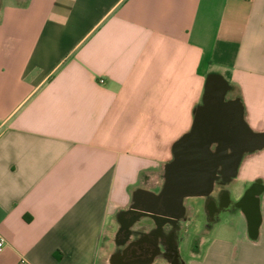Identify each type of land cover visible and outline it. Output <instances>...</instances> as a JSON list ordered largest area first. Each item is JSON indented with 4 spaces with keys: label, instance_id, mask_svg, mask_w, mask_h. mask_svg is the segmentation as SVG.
<instances>
[{
    "label": "crops",
    "instance_id": "0c3cea01",
    "mask_svg": "<svg viewBox=\"0 0 264 264\" xmlns=\"http://www.w3.org/2000/svg\"><path fill=\"white\" fill-rule=\"evenodd\" d=\"M210 76L263 146L231 186L184 200L191 222L207 199L214 218L178 264H264V0H3L0 264H115L124 212L162 192Z\"/></svg>",
    "mask_w": 264,
    "mask_h": 264
},
{
    "label": "water",
    "instance_id": "95a60500",
    "mask_svg": "<svg viewBox=\"0 0 264 264\" xmlns=\"http://www.w3.org/2000/svg\"><path fill=\"white\" fill-rule=\"evenodd\" d=\"M227 91L225 80L208 77L203 104L196 110L192 129L174 143V159L165 166L161 196L167 208L184 212L186 198L209 197L220 175L229 182L236 177L243 155L263 146L256 144L258 134L247 125L239 101L226 100ZM212 99L218 103L212 104ZM252 191L246 193L242 202L250 198ZM247 218L254 239L260 227L258 202L247 207Z\"/></svg>",
    "mask_w": 264,
    "mask_h": 264
},
{
    "label": "flooded vegetation",
    "instance_id": "af4514ba",
    "mask_svg": "<svg viewBox=\"0 0 264 264\" xmlns=\"http://www.w3.org/2000/svg\"><path fill=\"white\" fill-rule=\"evenodd\" d=\"M217 103L216 99H212V104ZM163 176L166 179L165 172ZM224 185V176L220 175L216 181L215 189H225ZM157 196H159L158 199ZM164 203L165 200L161 193L149 194L147 197L135 201L128 212H124V215L129 214L128 222L122 227L121 233V242L125 243V247L118 252L119 255L115 256V264L148 263L158 258H166L175 264L179 263L180 245L193 224L191 222L193 217L186 208L182 212L176 207L167 208ZM220 207L222 208V206ZM206 208L204 216L208 223L214 218L211 199H207ZM145 221L152 224L149 226L148 232H143L141 229L136 231L128 229L130 225L131 227L138 225L143 228ZM188 222L191 224L187 225ZM133 234L134 238L130 239Z\"/></svg>",
    "mask_w": 264,
    "mask_h": 264
},
{
    "label": "rangeland",
    "instance_id": "374dc122",
    "mask_svg": "<svg viewBox=\"0 0 264 264\" xmlns=\"http://www.w3.org/2000/svg\"><path fill=\"white\" fill-rule=\"evenodd\" d=\"M3 0H0V4L2 3ZM7 1H15L18 3L24 2L25 0H7ZM236 179V178H235ZM231 186V182L227 183L224 185L225 189ZM214 222H211L213 224ZM207 222L206 218L204 215L198 217L196 220H194L193 224L190 226V233L187 235V244H190L192 242H198L199 240V235H201L202 230L205 229ZM182 252H183V257L184 259L189 258V250L186 249V247L183 245L182 246Z\"/></svg>",
    "mask_w": 264,
    "mask_h": 264
},
{
    "label": "built area",
    "instance_id": "2783aa9c",
    "mask_svg": "<svg viewBox=\"0 0 264 264\" xmlns=\"http://www.w3.org/2000/svg\"><path fill=\"white\" fill-rule=\"evenodd\" d=\"M100 83L103 84L104 80L101 79ZM1 133H2V126L0 125V135ZM6 246H7L6 238L0 233V254L4 252Z\"/></svg>",
    "mask_w": 264,
    "mask_h": 264
}]
</instances>
